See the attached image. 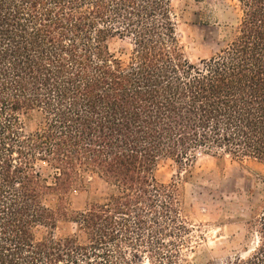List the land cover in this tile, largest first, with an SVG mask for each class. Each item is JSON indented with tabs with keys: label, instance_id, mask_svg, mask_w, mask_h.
I'll use <instances>...</instances> for the list:
<instances>
[{
	"label": "trees",
	"instance_id": "1",
	"mask_svg": "<svg viewBox=\"0 0 264 264\" xmlns=\"http://www.w3.org/2000/svg\"><path fill=\"white\" fill-rule=\"evenodd\" d=\"M238 1L226 46L192 62L171 0H0V264L187 261L188 217L178 185L155 177L160 159L264 164V0ZM87 172L112 193L70 210ZM60 220L88 241L56 236ZM246 224L253 247L210 264H264V192Z\"/></svg>",
	"mask_w": 264,
	"mask_h": 264
},
{
	"label": "rangeland",
	"instance_id": "2",
	"mask_svg": "<svg viewBox=\"0 0 264 264\" xmlns=\"http://www.w3.org/2000/svg\"><path fill=\"white\" fill-rule=\"evenodd\" d=\"M171 11L176 36L192 62L209 58L225 47L242 16L238 0H171ZM112 48L123 60L129 58L128 39L114 40ZM26 124L28 132L35 130L37 118H29ZM42 171L51 181L52 172L43 167ZM155 177L160 183H176L179 187L190 229L184 264L216 263L253 247L254 235L246 222L264 192V164L254 159L200 154L185 167L171 158H162ZM111 193L112 187L96 173H84L68 195L69 208L84 210L89 203L106 202ZM57 202V194L45 198L51 208ZM47 231L40 226L36 234L41 237ZM54 231L56 236L74 235L82 243L88 241L87 233L74 222L60 220Z\"/></svg>",
	"mask_w": 264,
	"mask_h": 264
}]
</instances>
